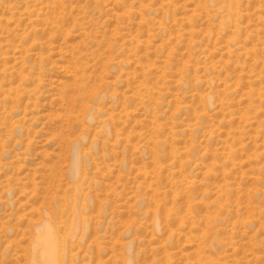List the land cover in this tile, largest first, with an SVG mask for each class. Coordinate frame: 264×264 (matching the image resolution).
I'll list each match as a JSON object with an SVG mask.
<instances>
[{"label":"rangeland","instance_id":"obj_1","mask_svg":"<svg viewBox=\"0 0 264 264\" xmlns=\"http://www.w3.org/2000/svg\"><path fill=\"white\" fill-rule=\"evenodd\" d=\"M47 222L57 264H264V0H0V264Z\"/></svg>","mask_w":264,"mask_h":264},{"label":"bare ground","instance_id":"obj_2","mask_svg":"<svg viewBox=\"0 0 264 264\" xmlns=\"http://www.w3.org/2000/svg\"><path fill=\"white\" fill-rule=\"evenodd\" d=\"M44 222L46 223V221H44ZM49 226L50 225H48V222H47V225L45 224L44 228L42 227L43 228V232H41V234H39L38 238H37V244H36L35 249L39 253V257H40V261L39 262H41L40 264H57V258H58L57 256H58L60 240H58L57 235L55 234V232ZM70 227H71V230L73 232L77 231L76 230L77 227H78V219L77 218L72 219V223H71Z\"/></svg>","mask_w":264,"mask_h":264}]
</instances>
